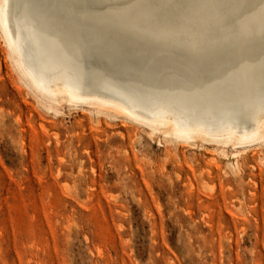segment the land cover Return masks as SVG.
I'll return each mask as SVG.
<instances>
[{"label": "rangeland", "instance_id": "obj_1", "mask_svg": "<svg viewBox=\"0 0 264 264\" xmlns=\"http://www.w3.org/2000/svg\"><path fill=\"white\" fill-rule=\"evenodd\" d=\"M3 40L0 264H264L263 144L176 141L65 100L52 112Z\"/></svg>", "mask_w": 264, "mask_h": 264}, {"label": "bare ground", "instance_id": "obj_2", "mask_svg": "<svg viewBox=\"0 0 264 264\" xmlns=\"http://www.w3.org/2000/svg\"><path fill=\"white\" fill-rule=\"evenodd\" d=\"M237 3L255 7H217ZM260 3L0 0V31L20 81L52 112L65 100L176 141L264 145Z\"/></svg>", "mask_w": 264, "mask_h": 264}, {"label": "snow or ice", "instance_id": "obj_3", "mask_svg": "<svg viewBox=\"0 0 264 264\" xmlns=\"http://www.w3.org/2000/svg\"><path fill=\"white\" fill-rule=\"evenodd\" d=\"M217 7L222 8V9H228V8H245V7H255V5H244V4H221V5H217ZM260 10L262 13H264V0H261L260 3Z\"/></svg>", "mask_w": 264, "mask_h": 264}]
</instances>
